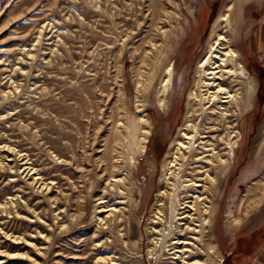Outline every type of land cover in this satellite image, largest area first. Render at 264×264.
Segmentation results:
<instances>
[{
    "label": "rangeland",
    "instance_id": "1",
    "mask_svg": "<svg viewBox=\"0 0 264 264\" xmlns=\"http://www.w3.org/2000/svg\"><path fill=\"white\" fill-rule=\"evenodd\" d=\"M230 2L254 92L212 230L217 264H264V0H0V264H169L151 222Z\"/></svg>",
    "mask_w": 264,
    "mask_h": 264
},
{
    "label": "bare ground",
    "instance_id": "2",
    "mask_svg": "<svg viewBox=\"0 0 264 264\" xmlns=\"http://www.w3.org/2000/svg\"><path fill=\"white\" fill-rule=\"evenodd\" d=\"M235 4H227L216 21L209 51L197 67L199 78L189 94L186 121L180 126L181 134L172 153L167 156L164 184L172 180L173 187L177 181L181 185L171 193L162 190L158 196L160 204L151 222L154 239L151 252L156 254V250L160 253L165 249L160 261H169V264H217L218 249L212 230L215 203L239 141L240 130L233 122L243 112L240 106H245L254 92L237 45L240 15ZM173 66L171 63L166 69L164 92L171 85ZM167 199L169 206H166ZM243 200L247 212L260 204L253 189L247 190ZM99 203L103 205L99 207L100 212L109 211L103 219L115 216L117 209H106L104 203L108 202L104 200ZM12 206L11 200L2 208L11 212L8 208ZM233 228L234 220H227V234ZM114 259V256H104L99 261L112 264Z\"/></svg>",
    "mask_w": 264,
    "mask_h": 264
}]
</instances>
